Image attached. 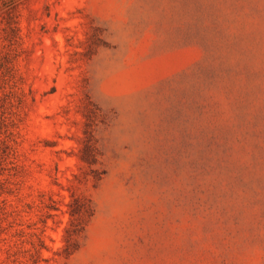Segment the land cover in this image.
<instances>
[{
  "label": "rangeland",
  "instance_id": "374dc122",
  "mask_svg": "<svg viewBox=\"0 0 264 264\" xmlns=\"http://www.w3.org/2000/svg\"><path fill=\"white\" fill-rule=\"evenodd\" d=\"M16 16L26 178L0 166V260L43 227L15 207L86 171L96 124L95 215L68 259V216L49 219L38 264H264V0H24Z\"/></svg>",
  "mask_w": 264,
  "mask_h": 264
},
{
  "label": "trees",
  "instance_id": "16d2710c",
  "mask_svg": "<svg viewBox=\"0 0 264 264\" xmlns=\"http://www.w3.org/2000/svg\"><path fill=\"white\" fill-rule=\"evenodd\" d=\"M23 1L0 0V14L3 15V27L0 35V166L11 165L12 175L17 179L20 187L25 183L26 178L25 167L21 161L25 94L18 73L22 37L16 10ZM95 125L90 126L86 132V137L82 141V146L79 147L77 156L79 164H82L86 171L81 174L73 173L72 178H67V184L57 182L60 190L67 191L68 195L66 196L60 191L58 195L61 199L57 200L53 195L48 196L46 193L40 192L36 201L24 204L28 212L15 207L14 212L21 219L24 217L22 213H31L36 208L37 212L42 213L44 217L41 220L43 227L39 232L31 234L30 239L28 235H25V232H21V238L18 232V239L13 242V245H8L6 248V261L0 260V264H28L29 261H32V264H38L41 262L43 251L50 250L44 238L48 220L58 217V213L63 216L67 215L68 221L63 229V245L54 255L68 259L79 251L82 239L95 215L94 202L83 190V186L88 185L91 179L99 181L104 174L98 169L102 163L94 134ZM55 179L59 180V178ZM9 185L12 184H9L8 180H0L1 190L4 191L5 186L9 187ZM2 194L3 192L0 197ZM7 204L6 201L0 202V221H2V216L6 218L9 214ZM63 207L66 209L64 210ZM56 259L52 257V260L59 264Z\"/></svg>",
  "mask_w": 264,
  "mask_h": 264
}]
</instances>
